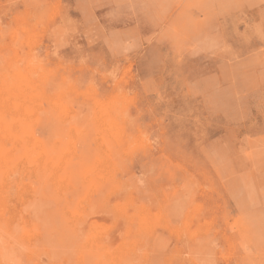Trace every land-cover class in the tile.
I'll use <instances>...</instances> for the list:
<instances>
[{
    "label": "rangeland",
    "instance_id": "obj_1",
    "mask_svg": "<svg viewBox=\"0 0 264 264\" xmlns=\"http://www.w3.org/2000/svg\"><path fill=\"white\" fill-rule=\"evenodd\" d=\"M0 90V264H264V0H0Z\"/></svg>",
    "mask_w": 264,
    "mask_h": 264
},
{
    "label": "bare ground",
    "instance_id": "obj_2",
    "mask_svg": "<svg viewBox=\"0 0 264 264\" xmlns=\"http://www.w3.org/2000/svg\"><path fill=\"white\" fill-rule=\"evenodd\" d=\"M4 36V35H3ZM34 52V51H33ZM44 64V63H43ZM28 79V78H27ZM45 80V79H44ZM7 81V80H6ZM21 81H22V79H21ZM24 81H26V80H24ZM21 83V82H20ZM17 84V83H16ZM25 83H23V85H24ZM26 86H27V84H25ZM28 89H29V87H27ZM21 89V88H20ZM3 91V90H2ZM13 91V90H12ZM22 92H23V88H22V90H21ZM21 91H20V93H21ZM33 91V90H32ZM32 91H29V92H32ZM0 92H1V90H0ZM4 92V91H3ZM17 92V91H16ZM5 93H6V91H5ZM7 94V93H6ZM13 94V93H12ZM22 94V93H21ZM4 96V95H3ZM33 96H35V95H33ZM24 97V96H23ZM31 97V96H30ZM7 98H10V97H7ZM33 98V97H32ZM35 98V97H34ZM2 99V98H1ZM13 100V99H12ZM23 100H24V98H23ZM7 101H9V99H7ZM49 102V101H48ZM121 104V103H120ZM4 106H5V104H4ZM2 107V106H1ZM3 108V107H2ZM1 109V108H0ZM120 109V108H119ZM122 110V109H121ZM2 111V110H1ZM6 111H7V109H6ZM8 113H9V111H8ZM19 114V113H18ZM28 116V115H27ZM61 117V116H60ZM24 118V117H23ZM117 118V117H116ZM98 119V118H97ZM32 119H30V121H31ZM109 120V119H108ZM100 122V121H99ZM106 122V121H105ZM45 126V125H44ZM18 129V128H17ZM112 131V130H111ZM114 132V131H113ZM7 133V132H6ZM46 134H47V132H46ZM33 138V137H32ZM31 138V139H32ZM44 138V137H43ZM116 138V137H115ZM3 141V140H2ZM6 142H7V140H6ZM33 143V142H32ZM6 144V143H5ZM31 144V143H30ZM39 145V144H38ZM41 146V145H40ZM74 148V147H73ZM36 150H38V148L36 149ZM33 152V151H32ZM11 154V153H10ZM26 154V153H25ZM33 154H34V152H33ZM39 155V154H38ZM41 156V155H40ZM39 156V157H40ZM28 159V158H27ZM27 159L25 160V161H27ZM30 160H31V158H30ZM37 160V159H36ZM43 163V162H42ZM15 164V163H14ZM6 165V164H5ZM4 165V166H5ZM1 166H2V164H1ZM14 166V165H13ZM7 167H8V165H7ZM19 168V167H18ZM12 169V168H11ZM30 169V168H29ZM61 170V169H60ZM54 173V172H53ZM27 176V175H26ZM32 177V176H31ZM1 178V177H0ZM10 178V177H9ZM5 181V180H4ZM18 182V181H17ZM65 183V182H64ZM57 186V185H56ZM6 188V187H5ZM19 189V188H18ZM29 189V188H28ZM3 192V191H2ZM24 193V192H23ZM1 195V194H0ZM6 196V195H5ZM10 196V195H9ZM6 198V197H5ZM4 199V198H3ZM86 200V199H85ZM12 201V200H11ZM87 201V200H86ZM13 202H15V201H13ZM4 204V203H3ZM8 204V203H7ZM26 204V203H25ZM23 205V204H22ZM21 205V206H22ZM16 206V205H15ZM81 208V207H80ZM19 209H20V207H19ZM14 210V209H13ZM16 210H17V208H16ZM21 211V210H20ZM20 213V212H19ZM32 214V213H31ZM21 215V214H20ZM18 216V215H17ZM28 218H29V216H28ZM28 218H26V219H28ZM31 218V217H30ZM29 218V219H30ZM15 221H16V219H15ZM20 221V220H19ZM30 221V220H29ZM31 222V221H30ZM16 223V222H15ZM31 224V223H30ZM20 225H22V224H20ZM27 225H29V224H27ZM92 229V228H91ZM94 229V228H93ZM98 230V229H97ZM98 232V231H97ZM15 233V232H14ZM43 237V236H42ZM124 237V236H123ZM28 238V237H27ZM35 241V240H34ZM13 243V242H12ZM34 245H35V243H34ZM16 246V245H15ZM36 249V248H35ZM6 250V249H5ZM17 250V249H16ZM9 251V250H8ZM10 254H13V253H10ZM30 255V254H29ZM30 257H31V255H30ZM40 260V259H39ZM6 262H8V261H6ZM47 262V261H46Z\"/></svg>",
    "mask_w": 264,
    "mask_h": 264
}]
</instances>
